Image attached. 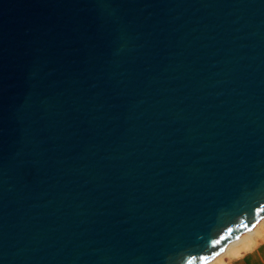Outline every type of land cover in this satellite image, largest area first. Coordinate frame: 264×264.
I'll return each mask as SVG.
<instances>
[{
	"label": "water",
	"instance_id": "1",
	"mask_svg": "<svg viewBox=\"0 0 264 264\" xmlns=\"http://www.w3.org/2000/svg\"><path fill=\"white\" fill-rule=\"evenodd\" d=\"M264 219V0H0V264H206Z\"/></svg>",
	"mask_w": 264,
	"mask_h": 264
},
{
	"label": "rangeland",
	"instance_id": "2",
	"mask_svg": "<svg viewBox=\"0 0 264 264\" xmlns=\"http://www.w3.org/2000/svg\"><path fill=\"white\" fill-rule=\"evenodd\" d=\"M262 220H264V219H262ZM263 224H264V222L258 224L257 225L258 227H257L256 231L254 232V234L251 237H249L250 238L249 241H248V247L249 248H247L246 250L242 249L243 250L242 251V250H239V248L242 247V246H240V247L237 246V249L239 250L237 255L228 252L225 255H223L218 260V262H214L212 264H244L243 263V261H244L243 259H244V256H245V252L247 250L251 249V248H254V247L258 246L260 243L264 242V225ZM259 264H264V255H263V257H261L259 259Z\"/></svg>",
	"mask_w": 264,
	"mask_h": 264
},
{
	"label": "bare ground",
	"instance_id": "3",
	"mask_svg": "<svg viewBox=\"0 0 264 264\" xmlns=\"http://www.w3.org/2000/svg\"><path fill=\"white\" fill-rule=\"evenodd\" d=\"M262 222H264V220H260V222H259L258 224H260V223H262ZM258 224H257V225H258ZM257 225H256L251 231L242 234V235L238 238V240H236V241L232 242L231 244H229V245L226 247V249H225L221 254H219V255L216 256L212 261H210V262H208V263H206V264H212V263H214V262H218V260H219L223 255H225V254L228 253V252L237 255V253L239 252V250H242V249H245V250H246V247H248V241H249V239H250L249 237H251V236L254 234V232L256 231V229H257V227H258ZM263 225H264V224H263ZM237 246H238V247L242 246V247H240L239 250H238V249H237ZM242 251H243V250H242Z\"/></svg>",
	"mask_w": 264,
	"mask_h": 264
},
{
	"label": "crops",
	"instance_id": "4",
	"mask_svg": "<svg viewBox=\"0 0 264 264\" xmlns=\"http://www.w3.org/2000/svg\"><path fill=\"white\" fill-rule=\"evenodd\" d=\"M249 247H246V249ZM264 255V242L245 252L244 264H259V259Z\"/></svg>",
	"mask_w": 264,
	"mask_h": 264
}]
</instances>
